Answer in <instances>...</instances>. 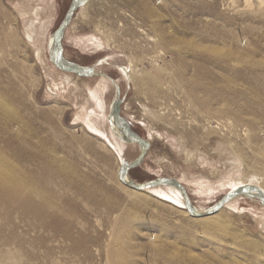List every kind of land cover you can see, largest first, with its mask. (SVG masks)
<instances>
[{
  "label": "rangeland",
  "instance_id": "obj_1",
  "mask_svg": "<svg viewBox=\"0 0 264 264\" xmlns=\"http://www.w3.org/2000/svg\"><path fill=\"white\" fill-rule=\"evenodd\" d=\"M71 2L0 0V111L6 117L4 113L13 109L19 120L11 123L1 119L0 151L10 158L15 157L17 141L9 144L7 139L21 135L25 143L27 132L26 142L31 143L29 150L33 155L64 167L76 186L83 184L100 200L108 199V205L95 206L77 192L75 185L70 187L63 175L51 171L50 185L55 194L63 198L61 210L70 211L77 206L78 213L74 215L77 230L83 229L96 241L88 245L91 256L74 253L70 241L45 239L48 233L31 230L33 217L21 220L19 215H14L12 224L1 220L0 216V227H5V231H0V264H112V253L125 264H160L157 247L172 242L181 254L197 257L202 260L201 264H264V206L260 201L239 197L230 204L232 207L225 208L223 218L233 230L232 235H227L201 229L185 207L182 195L171 187L157 190L168 195L174 205L162 203L151 192L135 197L122 189L121 165L135 161L141 149L137 144L121 141L114 133L110 114L116 89L107 79L112 78L121 89V117L149 144L142 163L129 170V178L138 183L158 178L175 179L186 188L194 207L210 209L232 192L231 184L264 179V150L261 153L260 149L249 148L248 137L242 129L227 135L216 128V123L209 127L218 132L217 137L226 134L228 141L216 140L210 144L205 140V146H193L187 139L183 140L176 129L184 135L196 136L203 133L204 122L197 121L190 111L181 118L180 111L161 110L157 104L141 97L142 89L137 90L122 71H129L133 64L137 67L138 80L159 76L164 92L171 98V108H175L177 101L181 111L186 110L187 102H183L176 89L177 69L169 65L171 58L166 56L165 63L154 62L157 54L142 31L154 38L151 27L161 22L166 30L181 39L202 41L205 36L214 48L250 52L254 61L263 63L264 0H147L153 17L134 2L93 0L87 9H83L86 3L76 10L65 30L63 57L108 77L81 78L71 74V82L65 83L59 75L63 71L51 60V39L65 19ZM29 35L35 41H31ZM133 43L140 46L137 54L131 47ZM255 68L254 73L264 76V69ZM159 70L163 73L159 74ZM147 82L149 85L150 81ZM148 90L152 91L151 86ZM163 96H157L159 102L169 104ZM2 108L7 111L3 112ZM169 113L170 120L161 121V114ZM179 122L183 124L178 126ZM92 126L103 136L94 135L89 129ZM104 142L118 151V157L109 152ZM184 143L191 154L181 151ZM220 143L225 147L217 145ZM226 146L244 151L235 150L237 156L242 157L240 170L223 152ZM219 147L222 151L217 150ZM197 151L204 152L207 161L204 158L203 162H198ZM188 157L193 162L192 167L186 161ZM208 160L216 167H210ZM39 161L33 165V162L19 160L18 167L33 175L35 165L39 170L43 166ZM117 204L118 207L109 212L110 206ZM78 235L76 231L75 236ZM39 238L43 240L39 242Z\"/></svg>",
  "mask_w": 264,
  "mask_h": 264
},
{
  "label": "bare ground",
  "instance_id": "obj_2",
  "mask_svg": "<svg viewBox=\"0 0 264 264\" xmlns=\"http://www.w3.org/2000/svg\"><path fill=\"white\" fill-rule=\"evenodd\" d=\"M92 1L87 3L86 6L83 7V9L84 10L87 9L89 5L91 6ZM123 2L124 3L134 2L135 4L138 5L141 11L143 10L147 12L146 15H149L151 17H153L154 15L153 12L149 11V8L151 9V7L149 6V3H146L147 0H123ZM155 22L153 25H155ZM31 25L32 26L30 28V32H32L33 30V24ZM156 27H158V29ZM47 28L48 26L46 27V31ZM151 29L154 31L155 34L154 38L151 37L149 38V35L146 34L145 31L142 32L143 34H145L146 37L144 39L148 40V44L149 45L151 44L153 51L157 54V56H154L155 59L154 62H160V61L164 62L166 56H169L171 58L169 65L173 67L175 66V68L177 69L175 72V77L177 79L176 89L178 90L179 94H181V98L183 99V102H187V107H186L187 109L181 111L177 101L175 102V108H171L170 106L171 98L164 92L162 78H160L159 76L157 78H152V79L149 78L147 79L146 77H143L141 80L140 79L138 80L139 76L137 73V67L132 64L129 71L123 70L122 73H124L125 76L128 77V79L130 78L132 80L134 87L137 90L139 88L142 89L140 90L141 97L145 98V100L151 102L152 104H157V106L163 111L168 110L171 111L170 113H172L175 110L180 111V113L178 114L181 118H184L186 111H188L187 113H189L190 111L192 112V115L197 121L201 120L202 122H204V125H202V128L204 129L203 133L196 134V136L195 135L188 136V134L184 135V133L180 132V129L175 128L181 135L182 139L183 140L187 139L186 141L189 142L190 144L192 143L193 146H198L199 144L205 146L204 144L205 140H208L210 144L215 143L216 140H218V142H220L221 140L227 142L228 141L227 135L232 133L235 129L240 128L242 129V131L245 132L244 135L248 137L247 145L249 146V148L251 149L253 148V151L257 149H260L258 151L264 150L263 149L264 148V86H262V84H264V76L258 74L257 72L254 73L255 70H253L256 69L255 67H257L258 69L260 68L264 69L263 68L264 62L262 63L259 61H254L255 59L253 60V57L251 56L252 53L250 52H243L238 49L234 50V49H219L216 47L214 48L208 44L210 43V40L207 39L208 37L205 36L204 38L200 37L202 41L198 39H191V40L181 39L180 37L173 35L170 30H166L164 25H161V22L160 23L157 22L154 27H151ZM156 31H158V33H156ZM27 32H29V30ZM28 38L31 41L33 40V37L31 35H29ZM131 47L136 54L139 53L140 46L138 43L131 44ZM57 69L59 71L61 70L58 67ZM158 72L159 74H161L162 71L159 70ZM59 75L61 76L62 80L65 83H69L71 82L70 77L76 74L73 75V73L63 71V73L61 72ZM139 75L141 74L139 73ZM77 76L78 75H76V77ZM78 77L91 78L87 76L86 77L78 76ZM95 77L100 78L101 76L100 77L95 76ZM86 81H88V79ZM147 81H150L149 85L146 84ZM150 86L152 88V91L148 90ZM160 94L165 95L163 96V99L167 100L169 104H167L166 102L161 104L159 102L160 100L157 96ZM9 98L12 99L11 95ZM4 110L7 111L5 108H2L3 112H5ZM12 110H9L7 113L5 112L6 114L4 113L6 117H4L0 111V121L1 119L9 120L11 123L15 121L16 122L19 121L16 118L15 115L16 113H13ZM169 114L167 115L161 114V116H163V119L161 118V121L170 120L171 114L170 115ZM22 122L23 121L19 122V124L21 123V126L23 125ZM214 123L218 125L216 128L222 129L224 132H226L227 135L223 134L222 137L221 136L217 137L218 132L210 128ZM182 124H183L182 122H179L178 126ZM178 126L177 128H179ZM118 127L122 128L121 125L119 124ZM89 129L93 132L94 135L103 136L102 132L98 131L93 126ZM121 131H122L121 132L122 135L126 138L128 136V133H126V131L123 128L121 129ZM22 133L24 134L23 130ZM20 136L8 137L7 139V142L9 144H11V142L14 143V141H17L16 142L17 145L16 147H14L15 150L17 151L16 152L17 155L15 157L10 158L9 156H6L3 150L0 151V216H2L1 220L5 221L6 223L14 224V215H19V218L21 220H25L27 217H31V218L33 217V223L29 226L31 230L33 231L42 230L46 234L48 233L46 235L47 238L44 236L45 239H49V240L62 239L63 241H70L71 243H73L72 251L74 253L84 252L87 255V257L88 256L90 257L91 252L88 249V245L93 242L95 243L96 241L93 240L89 235H86L82 231L83 229L77 230V225L74 223V218H75L74 215L78 213L77 206L76 207L74 206L75 208H70L69 209L70 211H66L65 209L61 210V205L64 204V202L62 201L63 198H59L55 194L53 186L50 185V180L53 177L51 173L53 171L59 173L60 175H63L64 178H66V181H68L67 184H70V187L72 188L75 185V183L73 182V178L70 176V174L66 173L65 168L59 166V164H55L54 162H51L49 160L47 161V159L43 156L41 157V156L33 155L29 150L30 147H32L31 143H29V141L26 142L27 132L25 137V143L21 141L23 136L21 137ZM213 137L216 138L211 139ZM131 144L139 145L138 143H131ZM104 145L107 149H109V152L111 151L118 157L119 154L115 148L113 149L112 146H110V144L108 145L106 142H104ZM217 145L219 146L221 145V147L224 146L221 143ZM185 146H186L185 143L184 145H181L180 147L181 151L188 152ZM139 147L141 149L140 145ZM217 150L222 151L220 147ZM235 150H240L241 152L243 151L240 148L229 146L227 147V149L224 148L223 152L228 157H231V159L229 160L233 164L235 163L240 170L241 167L243 166L242 165L243 162L241 159L242 157L239 158V156H237L238 154L235 153ZM25 152L26 154L22 155ZM189 154H191V152H188V155ZM203 154L204 152L200 153L198 151L195 153V155L197 156L196 160L198 162H203V159L206 158V155ZM189 158L190 157H188L186 161L189 163V166L192 167L193 162ZM23 159L27 163L33 162V165L36 162H40L39 161L40 159L43 166L39 170L36 169L38 165H35L34 167L35 169H33V175H31L27 170L18 167V161ZM205 161H207V158L205 159ZM208 161H209L208 164L210 163V167L212 168L216 167L215 165H213L212 162H210V160ZM217 172L219 173V170H217ZM127 177L129 178L128 174ZM258 179L260 180V182H258L255 179L256 181L252 180L249 184H245L243 182H240L237 185L231 184L232 192L241 190L242 188L243 189L246 188L248 189L249 192L248 194L251 196L249 197L247 195L237 196L227 201L226 205L223 208H221L217 213L207 217L196 218L197 221L199 222V226L201 227V229L210 230V231L215 230V233L218 232L219 234L226 233L227 235H232L233 230H231L230 226L227 225V223L225 222L226 219L223 218V215L226 212L225 208L231 206L230 204L234 203L235 199L239 197H247L248 199L251 200H258L264 206L262 201L259 200V198H256L257 195H259L258 193L259 189L264 194V179L261 178ZM120 185L121 187L123 186L122 187L123 190L130 191L131 196L133 195L137 197L141 195L142 192H151L162 203L165 202L174 205L171 202V198L168 195L166 196V194H163L162 192L157 190L159 187H156L151 190H144L138 192L137 190L130 188L125 183L124 185L123 184ZM161 187H166V186H161ZM167 187H171V186H167ZM171 188L175 189L174 187ZM76 189L77 192H79V194H82L86 199L90 200L95 206L97 205L98 207H100V205L102 206L104 204L108 205L106 202L108 201V199L105 198L106 199L105 202L100 200L95 192L89 191L88 189H86V186H84L83 184L76 186ZM175 190L178 191L177 189ZM134 193H140V194H134ZM117 207L118 204L110 206L108 210L109 212H112ZM235 209H237V207H235ZM13 228L16 227L13 226ZM0 231L2 232L5 231V227L1 226ZM76 231L79 233L78 236H75ZM41 240L43 239L41 238L38 239L39 242ZM157 248H158L157 257L160 258L159 260L160 264H186V263L201 264L202 263V260L197 257L190 258L188 256L186 257L185 254H181L179 249L176 248V243L174 242L168 244L165 243L164 245H161L160 247ZM121 260L117 255L115 256L112 253V257H111L112 264H123L124 262H122Z\"/></svg>",
  "mask_w": 264,
  "mask_h": 264
},
{
  "label": "water",
  "instance_id": "obj_3",
  "mask_svg": "<svg viewBox=\"0 0 264 264\" xmlns=\"http://www.w3.org/2000/svg\"><path fill=\"white\" fill-rule=\"evenodd\" d=\"M89 0H72L71 7L61 23L60 27L57 29L55 34L53 35L51 39V60L55 63V65L61 69L62 71L70 72L73 74H76L78 76L82 77H95V76H101L104 78H107L108 76L104 73H95V69L92 67H84L75 63H72L70 61L65 60L63 57V47H62V40L64 37V32L67 26L70 24L71 20L73 19V16L75 15V12L79 7L82 5H85ZM107 79L111 80V82L114 84L116 89V96L114 98V101L111 106V114H110V122L113 125V129L115 132V135L124 142L128 143H138L141 146V154L139 157L131 162L130 164L122 163L121 168L119 170L121 179L123 183L128 185L130 188L137 190V191H144V190H151L156 187L161 186H171L174 187L179 191V193L182 195L184 201H185V207L189 211L190 215L195 218H202L211 216L215 213H217L221 208H223L226 205V202L237 197L240 195H247L248 197L251 196L248 193V189L242 188L241 190L231 192L226 194L215 206L211 207L210 209H197L193 206L186 188L179 183L175 179L171 178H158L156 180L147 182V183H138L135 182L127 177L128 171L132 168L138 167L143 159L145 158L148 150H149V144L140 138L136 133H134L130 125L125 121L124 118L121 117V105H122V97H121V89L119 85L110 77ZM118 124L121 125V127L128 133V136L125 138L122 135V128L118 127ZM259 195H257L256 198H259V200L262 201L264 204V194L262 191L259 190Z\"/></svg>",
  "mask_w": 264,
  "mask_h": 264
},
{
  "label": "flooded vegetation",
  "instance_id": "obj_4",
  "mask_svg": "<svg viewBox=\"0 0 264 264\" xmlns=\"http://www.w3.org/2000/svg\"><path fill=\"white\" fill-rule=\"evenodd\" d=\"M71 3H72V2H71ZM108 81H110V82H111V80H109V79H108ZM110 82H109V83H110ZM111 83H112V82H111ZM112 84H113V83H112ZM113 85H114V84H113Z\"/></svg>",
  "mask_w": 264,
  "mask_h": 264
}]
</instances>
